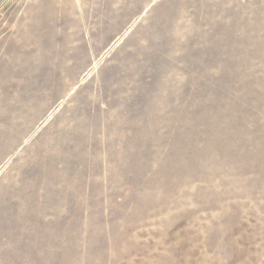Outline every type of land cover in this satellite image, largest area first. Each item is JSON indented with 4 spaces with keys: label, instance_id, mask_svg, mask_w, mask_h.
I'll return each mask as SVG.
<instances>
[{
    "label": "rangeland",
    "instance_id": "rangeland-1",
    "mask_svg": "<svg viewBox=\"0 0 264 264\" xmlns=\"http://www.w3.org/2000/svg\"><path fill=\"white\" fill-rule=\"evenodd\" d=\"M0 264H264V0H0Z\"/></svg>",
    "mask_w": 264,
    "mask_h": 264
}]
</instances>
